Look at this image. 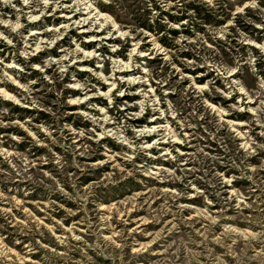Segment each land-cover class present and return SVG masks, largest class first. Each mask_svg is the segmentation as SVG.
<instances>
[{"label":"rangeland","instance_id":"374dc122","mask_svg":"<svg viewBox=\"0 0 264 264\" xmlns=\"http://www.w3.org/2000/svg\"><path fill=\"white\" fill-rule=\"evenodd\" d=\"M0 264H264V0H0Z\"/></svg>","mask_w":264,"mask_h":264}]
</instances>
